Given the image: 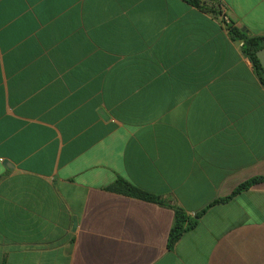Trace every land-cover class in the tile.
<instances>
[{"label": "crops", "instance_id": "0c3cea01", "mask_svg": "<svg viewBox=\"0 0 264 264\" xmlns=\"http://www.w3.org/2000/svg\"><path fill=\"white\" fill-rule=\"evenodd\" d=\"M220 10L264 36V0H0V264H264V83Z\"/></svg>", "mask_w": 264, "mask_h": 264}, {"label": "trees", "instance_id": "16d2710c", "mask_svg": "<svg viewBox=\"0 0 264 264\" xmlns=\"http://www.w3.org/2000/svg\"><path fill=\"white\" fill-rule=\"evenodd\" d=\"M186 1L196 6H199V2H200V0H186ZM228 28L232 38L242 40L243 52L251 59L254 67L259 73L262 82L264 83V69L261 67L260 62L256 56V51L264 46V36H249L245 32H242L231 25H229ZM260 179L262 178L253 177L249 180H246L245 182L241 183L237 188H235L233 194L242 189L247 188L248 186L254 184L256 181ZM115 187L121 188L130 195L148 201H157L156 196L151 192L133 186L122 179H117L115 181ZM199 214L200 212L196 213L193 217H190L183 210L176 208V218H175V223L169 233V243L177 239L185 229L193 227L196 224V219Z\"/></svg>", "mask_w": 264, "mask_h": 264}, {"label": "built area", "instance_id": "2783aa9c", "mask_svg": "<svg viewBox=\"0 0 264 264\" xmlns=\"http://www.w3.org/2000/svg\"><path fill=\"white\" fill-rule=\"evenodd\" d=\"M218 15H219V20L221 22V24L224 26V27H229V25H231V21L229 19V17L226 15L225 11L224 10H220L218 12Z\"/></svg>", "mask_w": 264, "mask_h": 264}, {"label": "water", "instance_id": "95a60500", "mask_svg": "<svg viewBox=\"0 0 264 264\" xmlns=\"http://www.w3.org/2000/svg\"><path fill=\"white\" fill-rule=\"evenodd\" d=\"M256 56L260 62L261 67L264 69V47L256 51Z\"/></svg>", "mask_w": 264, "mask_h": 264}]
</instances>
